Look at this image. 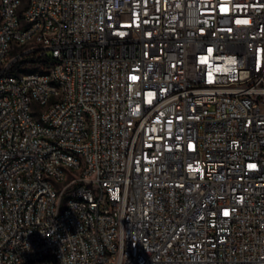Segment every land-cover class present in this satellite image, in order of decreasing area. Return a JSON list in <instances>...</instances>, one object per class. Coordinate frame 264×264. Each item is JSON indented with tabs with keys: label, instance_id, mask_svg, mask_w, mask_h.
<instances>
[{
	"label": "built area",
	"instance_id": "obj_1",
	"mask_svg": "<svg viewBox=\"0 0 264 264\" xmlns=\"http://www.w3.org/2000/svg\"><path fill=\"white\" fill-rule=\"evenodd\" d=\"M26 6L16 32L23 7L0 0V264H104L84 205L63 193L91 198L115 264H264V0ZM49 17L71 36L40 34ZM27 65L79 82L54 90ZM78 109L97 116L92 138Z\"/></svg>",
	"mask_w": 264,
	"mask_h": 264
},
{
	"label": "bare ground",
	"instance_id": "obj_2",
	"mask_svg": "<svg viewBox=\"0 0 264 264\" xmlns=\"http://www.w3.org/2000/svg\"><path fill=\"white\" fill-rule=\"evenodd\" d=\"M18 7H23L21 12H14V21L16 32H24L25 17L31 15V6H26V0H16ZM36 25L39 26L40 34H48L49 25L57 26V30H64V36H71V29H65V20H59L58 17H49V24H43V18H36ZM27 47H37V36L27 38ZM16 63H23V51L14 50ZM8 60H0V68H7ZM25 77H42L47 78L54 90L71 91V84H78L79 74H72L71 78H64V81L59 76L58 71L44 69L39 65H27ZM5 82H13V75H5ZM27 111H34V104H27ZM78 117H84L85 120V138L93 137V128H96L97 116L92 115V111L86 109H78ZM30 123H37V127L42 130H49V121L39 119L37 115H30ZM62 149V141H52L50 143V151H60ZM64 156H71V149H64ZM57 175L61 176V181H68V170L65 167H57ZM73 175H80V168H73ZM48 196L61 198V191L48 189ZM62 202H71L75 205H84V215L86 224H90L92 228V240H96L98 252L105 258L104 264L119 263V252H115L110 244L103 237V225L98 220V211L91 206V198L78 196L75 193H63ZM107 220L110 222L119 221V213L116 209L107 210Z\"/></svg>",
	"mask_w": 264,
	"mask_h": 264
},
{
	"label": "snow or ice",
	"instance_id": "obj_3",
	"mask_svg": "<svg viewBox=\"0 0 264 264\" xmlns=\"http://www.w3.org/2000/svg\"><path fill=\"white\" fill-rule=\"evenodd\" d=\"M133 79H136V77H133ZM224 214H225V215H228V213H227V212H225Z\"/></svg>",
	"mask_w": 264,
	"mask_h": 264
}]
</instances>
